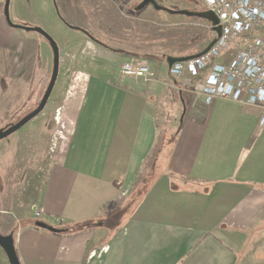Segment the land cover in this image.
<instances>
[{
    "label": "crops",
    "instance_id": "0c3cea01",
    "mask_svg": "<svg viewBox=\"0 0 264 264\" xmlns=\"http://www.w3.org/2000/svg\"><path fill=\"white\" fill-rule=\"evenodd\" d=\"M134 50L77 47L85 56L71 59L86 61L66 69L57 151L32 213H2L0 233L14 235L21 264H264V109L206 104L169 85L168 66L149 91L104 70L138 58ZM93 56L100 72L91 71ZM167 99L170 115L187 104L185 118L163 167L146 169L160 136L156 107ZM174 178L183 181L175 190ZM0 264H9L1 248Z\"/></svg>",
    "mask_w": 264,
    "mask_h": 264
},
{
    "label": "rangeland",
    "instance_id": "374dc122",
    "mask_svg": "<svg viewBox=\"0 0 264 264\" xmlns=\"http://www.w3.org/2000/svg\"><path fill=\"white\" fill-rule=\"evenodd\" d=\"M5 1L0 0V129L16 124L38 107L53 71V52L49 43L36 32L11 28L3 14ZM55 1L58 9L54 0L11 2L10 17L15 25L40 27L58 44L60 70L53 94L43 113L9 138L0 141L1 216L6 212L12 215L15 212L17 215L24 208L32 207L30 204L37 200L35 193L44 183L49 165L57 151L56 136L59 133L56 119L61 95L67 84L64 75L66 69L70 68V62L76 72L77 64L86 61L71 57L84 58L83 53L76 52L77 47L80 48L85 41H92L85 33L72 28L82 29L101 44L115 50L134 48L138 59L155 71L158 80L160 69L168 66L167 58L197 55L215 39V34L209 27L210 23L206 21L156 11L152 5L136 11L143 0ZM156 2L176 12L206 11L202 0ZM143 37L147 39L144 40ZM238 47L233 46L227 56H233ZM92 58L91 71L100 72L101 59H96L95 56ZM118 59L104 63V70L112 73L116 81H121L124 85H142L146 91L152 89L153 86L148 87L140 81L122 78ZM169 79L166 78V82L169 85L174 84L171 76ZM168 100L164 102L165 105L158 103L156 112L161 140L170 145L175 140L183 112L181 109L176 115H170ZM127 209L129 212L130 209ZM31 210L32 208L26 216L31 215ZM120 217L112 221L111 228L118 225ZM1 221L2 217L0 223Z\"/></svg>",
    "mask_w": 264,
    "mask_h": 264
},
{
    "label": "built area",
    "instance_id": "2783aa9c",
    "mask_svg": "<svg viewBox=\"0 0 264 264\" xmlns=\"http://www.w3.org/2000/svg\"><path fill=\"white\" fill-rule=\"evenodd\" d=\"M206 11L219 20V38L210 51L170 69L175 88L212 104L219 99L235 100L264 109V0H202ZM239 46L232 56L227 53ZM220 59H230L222 64ZM121 77L146 86L157 82L152 68L138 58L122 64ZM40 219L42 215L35 211Z\"/></svg>",
    "mask_w": 264,
    "mask_h": 264
},
{
    "label": "water",
    "instance_id": "95a60500",
    "mask_svg": "<svg viewBox=\"0 0 264 264\" xmlns=\"http://www.w3.org/2000/svg\"><path fill=\"white\" fill-rule=\"evenodd\" d=\"M11 2H12V0H6L5 5H4L3 14L5 17L6 23L11 28L22 29V30H25L27 32H36V33L40 34L49 43V45L52 49V52H53V71H52L51 79H50L49 85L47 87V90H46L41 102L39 103L38 107L33 112H31L28 115H26L25 117H23L16 124H12V125H9L3 129H0V141L9 138L11 135H13L14 133L21 130L28 123H30L32 120L37 118L41 113H43V111L45 110V108H46V106H47V104H48V102H49V100L53 94L54 88L56 86V83H57V80L59 77V70H60V49H59L58 44L55 42V40L48 33H46L40 27L32 28V27L15 25L11 21V17H10ZM54 2H55V0H54ZM149 5H152L156 11L167 12V13H170L172 15H183V16H186L189 18H197V19L206 21V22H208L214 26V31L217 34V38H219L221 36L222 28L219 26V20L210 11H204V12L178 11V12H176V11H172V10H169V9H166V8L160 6L156 2V0H143L141 2V4L139 6H137L136 11H138V12L142 11L144 8H146ZM77 30L85 33L92 41H96L94 38H92L88 33L83 31L82 29L77 28ZM217 38L213 39L211 41V43L207 46V48L197 55L189 56V57H181V58H175V57L167 58V64H168L169 69H172V67L176 63H183V62H186L190 59H193V58L207 54L210 51V49L214 46V44L216 43ZM185 114H186V107L184 106V111H183V115L181 118V124L184 121ZM36 227L40 228V229L47 230V231L52 232V233H62L63 232V231L55 229V228H53V227H51V226H49L43 222H37ZM0 248L5 253L9 264H21L19 261L18 255H17L16 246H15V239H14L13 234L2 235L0 233Z\"/></svg>",
    "mask_w": 264,
    "mask_h": 264
},
{
    "label": "trees",
    "instance_id": "16d2710c",
    "mask_svg": "<svg viewBox=\"0 0 264 264\" xmlns=\"http://www.w3.org/2000/svg\"><path fill=\"white\" fill-rule=\"evenodd\" d=\"M95 42L99 43L100 45L106 47L109 50H113L112 48H110V47H108V46H106L104 44H101L100 41H98V40H96ZM181 100H185L184 95H182ZM186 106H187V104L185 103V107ZM180 127H181V123H180L179 127L177 128V132L175 133V137H177V135L179 134ZM161 139H162V136H161V133H160L156 148L154 149L151 157L147 161L148 164L146 165V169H147V167H152L153 170H155V171H156V169H161L163 167V164H164V161L166 160V158H168L170 156L171 151L173 150V146H174L173 142L174 141H172V143L170 145H168V143H166L164 140H161ZM150 178L152 179V176H150ZM149 181H150L149 177H148V179H146L145 176H141L139 183L140 184L141 183L144 184V188H145V186H147V184L150 183ZM179 181H178L177 178L173 179V182H172L173 183L172 186L174 187L173 190L176 189V186L178 185ZM181 182H183V181H181ZM181 182H179V183H181ZM142 193H143V191H141L139 189L137 190V197H139V199L141 198Z\"/></svg>",
    "mask_w": 264,
    "mask_h": 264
},
{
    "label": "flooded vegetation",
    "instance_id": "af4514ba",
    "mask_svg": "<svg viewBox=\"0 0 264 264\" xmlns=\"http://www.w3.org/2000/svg\"><path fill=\"white\" fill-rule=\"evenodd\" d=\"M55 5H56V1H55ZM56 8H57V5H56ZM58 9V8H57ZM72 28V27H71ZM73 29V28H72ZM74 29H76L77 30V28H74ZM79 31V30H78ZM91 36V35H90Z\"/></svg>",
    "mask_w": 264,
    "mask_h": 264
}]
</instances>
